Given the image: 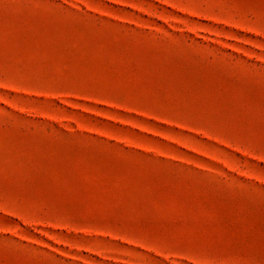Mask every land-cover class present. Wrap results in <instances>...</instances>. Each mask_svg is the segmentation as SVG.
<instances>
[{"label": "rangeland", "instance_id": "obj_1", "mask_svg": "<svg viewBox=\"0 0 264 264\" xmlns=\"http://www.w3.org/2000/svg\"><path fill=\"white\" fill-rule=\"evenodd\" d=\"M0 264H264V0H0Z\"/></svg>", "mask_w": 264, "mask_h": 264}]
</instances>
